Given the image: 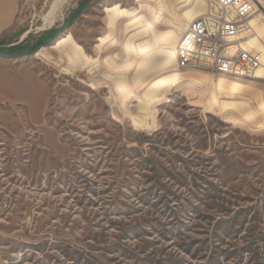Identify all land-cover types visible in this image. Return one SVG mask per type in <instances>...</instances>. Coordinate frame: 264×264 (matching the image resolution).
Here are the masks:
<instances>
[{
  "label": "rangeland",
  "instance_id": "1",
  "mask_svg": "<svg viewBox=\"0 0 264 264\" xmlns=\"http://www.w3.org/2000/svg\"><path fill=\"white\" fill-rule=\"evenodd\" d=\"M249 2L227 37L230 63L260 59L246 77L194 45L228 2L0 0L1 47L48 39L0 56V264H264V0Z\"/></svg>",
  "mask_w": 264,
  "mask_h": 264
},
{
  "label": "built area",
  "instance_id": "2",
  "mask_svg": "<svg viewBox=\"0 0 264 264\" xmlns=\"http://www.w3.org/2000/svg\"><path fill=\"white\" fill-rule=\"evenodd\" d=\"M221 2H228V9H222L223 13L221 18L216 24L218 26V35L214 36H204L200 40H196L195 44L197 49H207L211 50L213 53V62L211 66L216 72H223L233 76H246L250 77L254 74V63H259L258 56H252L247 52H237V55L240 56V64L230 63L229 56V47L236 43L228 44V36L230 33H238L247 27V17L252 15V12L255 10V3L250 5L249 0H219ZM238 3H245V13H238ZM227 14V15H226ZM224 15H226L224 17ZM228 15H235V22H228ZM204 22V20H202ZM193 28L190 26L186 31V34H189V31ZM231 48H236L231 47ZM204 61L203 57H181L178 59V63H191L196 66H200Z\"/></svg>",
  "mask_w": 264,
  "mask_h": 264
},
{
  "label": "trees",
  "instance_id": "3",
  "mask_svg": "<svg viewBox=\"0 0 264 264\" xmlns=\"http://www.w3.org/2000/svg\"><path fill=\"white\" fill-rule=\"evenodd\" d=\"M90 1V0H89ZM85 1L80 4L79 9L83 8ZM58 33L53 32L52 34H48L49 40H54ZM48 42L47 38H39L36 43L30 45L29 40L22 41L15 45L9 47H1L0 46V56H7V57H19L26 54L35 53L38 51L42 46H44Z\"/></svg>",
  "mask_w": 264,
  "mask_h": 264
},
{
  "label": "bare ground",
  "instance_id": "4",
  "mask_svg": "<svg viewBox=\"0 0 264 264\" xmlns=\"http://www.w3.org/2000/svg\"><path fill=\"white\" fill-rule=\"evenodd\" d=\"M68 0H58L57 6H56V10L57 13L59 14L62 10V7L65 3H67ZM62 13V12H61Z\"/></svg>",
  "mask_w": 264,
  "mask_h": 264
},
{
  "label": "crops",
  "instance_id": "5",
  "mask_svg": "<svg viewBox=\"0 0 264 264\" xmlns=\"http://www.w3.org/2000/svg\"><path fill=\"white\" fill-rule=\"evenodd\" d=\"M60 37H58V39H59ZM56 39V38H55ZM58 39H56V40H58Z\"/></svg>",
  "mask_w": 264,
  "mask_h": 264
}]
</instances>
